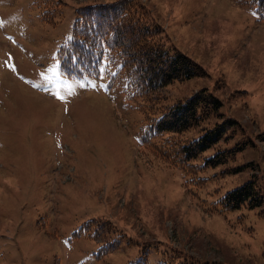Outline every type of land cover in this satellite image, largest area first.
Segmentation results:
<instances>
[{
  "label": "rangeland",
  "instance_id": "1",
  "mask_svg": "<svg viewBox=\"0 0 264 264\" xmlns=\"http://www.w3.org/2000/svg\"><path fill=\"white\" fill-rule=\"evenodd\" d=\"M108 1L0 0V264H130L144 252L147 264H264V19L239 0H140L205 74L129 100L105 74L58 67L75 9ZM202 90L218 111L161 136L190 141L233 120L193 163L233 157L199 172L198 187L138 130L147 111ZM247 181L259 206L212 207Z\"/></svg>",
  "mask_w": 264,
  "mask_h": 264
},
{
  "label": "trees",
  "instance_id": "2",
  "mask_svg": "<svg viewBox=\"0 0 264 264\" xmlns=\"http://www.w3.org/2000/svg\"><path fill=\"white\" fill-rule=\"evenodd\" d=\"M239 1L241 5L253 8L259 20L264 19V0ZM47 13L51 15L49 19ZM74 15L71 36L57 50L59 71L66 77L105 74L108 88L117 85L130 100L147 97L171 81L205 74L197 62L167 45L161 26L150 17L140 0L87 4L77 7ZM41 16L43 20L53 22L50 11H44ZM220 106L219 98L202 90L167 107L158 117L149 110L145 123L138 130L139 140L151 146L162 161L183 171L190 182L204 186L207 178L199 177L198 173L226 162L236 149L217 152L205 158L201 165L193 161L222 138L225 126L233 124V120L216 124L190 141L183 142L175 134L161 136L193 128ZM262 202L263 196L254 191L253 181H247L227 191L212 207L227 212L244 204L255 207ZM130 264H147L146 253Z\"/></svg>",
  "mask_w": 264,
  "mask_h": 264
},
{
  "label": "snow or ice",
  "instance_id": "3",
  "mask_svg": "<svg viewBox=\"0 0 264 264\" xmlns=\"http://www.w3.org/2000/svg\"><path fill=\"white\" fill-rule=\"evenodd\" d=\"M101 72H103V69H101ZM92 87H96L97 85L96 84H92L91 85ZM101 87H104V85H100Z\"/></svg>",
  "mask_w": 264,
  "mask_h": 264
}]
</instances>
